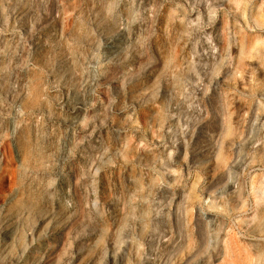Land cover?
Listing matches in <instances>:
<instances>
[{"label": "rangeland", "instance_id": "obj_1", "mask_svg": "<svg viewBox=\"0 0 264 264\" xmlns=\"http://www.w3.org/2000/svg\"><path fill=\"white\" fill-rule=\"evenodd\" d=\"M0 264H264V0H0Z\"/></svg>", "mask_w": 264, "mask_h": 264}, {"label": "bare ground", "instance_id": "obj_2", "mask_svg": "<svg viewBox=\"0 0 264 264\" xmlns=\"http://www.w3.org/2000/svg\"><path fill=\"white\" fill-rule=\"evenodd\" d=\"M116 43V42H115ZM110 44H112V43H110ZM109 49V48H108ZM110 51H112V52H115L116 50H114V49H109ZM73 110H74V112H77V111H79V107H77V106H75V107H73Z\"/></svg>", "mask_w": 264, "mask_h": 264}]
</instances>
